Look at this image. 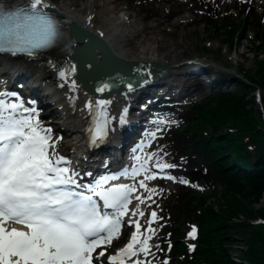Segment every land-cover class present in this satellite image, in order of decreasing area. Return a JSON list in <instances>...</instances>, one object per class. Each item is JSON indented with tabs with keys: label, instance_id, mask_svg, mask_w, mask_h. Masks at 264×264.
I'll return each mask as SVG.
<instances>
[{
	"label": "snow or ice",
	"instance_id": "6c2138e0",
	"mask_svg": "<svg viewBox=\"0 0 264 264\" xmlns=\"http://www.w3.org/2000/svg\"><path fill=\"white\" fill-rule=\"evenodd\" d=\"M51 7L45 0H34L29 7L16 10L13 5L0 4V53L35 59L57 47L62 32L58 20L48 11ZM62 75L69 79L67 69ZM72 88L77 90V85L72 84ZM102 91H111V87ZM9 95L17 94L0 93V97ZM106 105L110 106V102H100L98 139H107V126L112 123L105 119L109 115L104 111ZM92 107L89 103L88 108ZM127 115L125 112L124 123ZM49 132L41 127L35 108L25 107L22 100L8 102L0 98V264H94L93 253L112 241L121 229L120 217L128 215L134 188L127 184L107 186L110 179H119L118 176L105 177L95 185L80 184L68 167L59 166L63 158H54L50 152L53 145ZM141 170L147 171L141 165L132 175ZM140 185L147 190L143 180ZM82 187L91 194L73 190ZM102 207L114 211L109 214ZM152 217L156 218L155 212ZM9 222L26 225L27 230L9 228ZM136 228L139 231V223ZM195 235L193 231L192 236ZM136 243L137 237H133L120 256L135 255ZM143 251L150 249L145 245ZM98 255L104 257L106 253L101 251ZM111 260L118 264L117 256Z\"/></svg>",
	"mask_w": 264,
	"mask_h": 264
},
{
	"label": "bare ground",
	"instance_id": "6f19581e",
	"mask_svg": "<svg viewBox=\"0 0 264 264\" xmlns=\"http://www.w3.org/2000/svg\"><path fill=\"white\" fill-rule=\"evenodd\" d=\"M52 2L62 8V12L66 15L64 19L66 22H79L83 28L103 38L118 57L126 60L140 61L147 59L151 61H164L169 64H173L178 61L177 48L180 45L186 44L184 41L177 43L172 39H170V41L165 40L163 42H150L145 39L139 38L140 42H138V45L134 44L132 40H129L128 42H125L124 39L121 40L120 36L125 33L122 30V27H126L129 33L133 34L134 36H139L143 26L140 25L141 20H139V18L135 19L134 14L131 13L128 15L125 14V16L122 18L115 19V11L116 14L123 12V8L112 7L113 4H115L114 0H52ZM97 6H102L99 13ZM81 13L85 18L78 17V15H80ZM190 39L191 38L187 37L186 41L191 42ZM165 42H168L169 45L165 46ZM149 43H158V47L152 50L149 55H146L147 50L151 51V48L148 45ZM171 47L175 48L172 49ZM159 52L160 55H156ZM52 63L54 64V66H62L61 62H59L54 58L53 55H51L49 58H43L38 62L39 65L37 68V74L40 76H51L49 67L52 65ZM181 80L182 78L178 77L176 79V82L180 83ZM60 82H62V85H64L65 87H61ZM54 87L56 90H58L59 94L64 99V112L70 114V116L65 120H72L71 127L74 128L73 132L79 133V131H82V127L86 120L85 116L86 114L88 115V112L90 111L88 105L89 103L93 105L92 101H89L90 98L84 91H74L71 85L66 81H59L57 82V85H54ZM194 91L195 90L189 92ZM40 92L43 93V89H40ZM73 96L75 97V100L76 98H78V105L76 106H71L69 104L71 102V97ZM112 103L113 107L116 105V108L118 109V105L128 104V100L126 96L117 95L112 99ZM54 115L57 118L64 117V113L58 110L54 111ZM67 140L70 141L69 138H67ZM58 145L62 147V151L68 149L60 142H58Z\"/></svg>",
	"mask_w": 264,
	"mask_h": 264
},
{
	"label": "trees",
	"instance_id": "16d2710c",
	"mask_svg": "<svg viewBox=\"0 0 264 264\" xmlns=\"http://www.w3.org/2000/svg\"><path fill=\"white\" fill-rule=\"evenodd\" d=\"M245 97V95L238 94L228 95L222 100L223 102L220 106L215 107L214 105L206 109V118L212 121L214 126H217V129L228 125L232 116L238 120L246 121L248 125L257 127L260 122L259 113L253 106L251 108L248 107L249 105H254L255 101L253 99L248 100ZM227 142L226 139H222L224 146L228 145ZM250 177L247 178V182L241 187L240 192L232 193L226 199V206L222 208L223 217L219 222L220 226L225 228L226 240L234 241L235 236H238L248 246L249 249L243 255L244 259L250 261L251 264H264V248L260 247V244L264 246V242H261L260 238L255 235L256 232L253 231V227L248 225L246 221L232 222L234 218H239V216L254 217L255 212H257L253 211V208L262 199L264 182L263 180L255 179L254 175ZM258 214L264 217V207L258 211ZM251 229L252 231L249 233ZM217 230L220 237L221 231L218 228ZM214 264H231V262L217 261Z\"/></svg>",
	"mask_w": 264,
	"mask_h": 264
},
{
	"label": "rangeland",
	"instance_id": "374dc122",
	"mask_svg": "<svg viewBox=\"0 0 264 264\" xmlns=\"http://www.w3.org/2000/svg\"><path fill=\"white\" fill-rule=\"evenodd\" d=\"M117 2L120 3L122 7L128 9L130 13L138 14V17L141 19L142 24L148 23L150 26H153L154 24H156L157 21H162L163 24L160 27L162 26L166 27L167 30H171L173 28L172 23L175 21L169 17V14L173 12L172 10L183 9L182 6L184 5V4L180 5L178 2H171L170 5H165L163 4V2H161V0H145V1L144 0H117ZM216 5H218V3ZM235 12L233 13V16H239L241 14V12H239V9L236 10ZM237 13L239 14L237 15ZM149 14L153 17L150 18L148 21H144L143 17L144 16L149 17ZM194 17H195V20L201 19L200 13H195ZM152 29L154 30V33H156L154 36L159 37L158 35L159 27H157L156 29L155 28H152ZM176 29H177L176 39L180 41L183 38V40L186 43L185 44L186 47L181 49L182 52H184V50L187 49L190 51L189 53H186V54H191L192 56H201L204 58L212 59L211 54H208L209 52L202 54V49H205L203 46L206 45L205 43H206L207 35H209V33L203 31V28L201 25L185 26L182 24H178ZM191 30H196V33L190 32ZM149 33H150V29H146L145 33L143 34V37L149 36ZM184 33H187V34H184ZM222 34L223 32H221V30L215 31L214 33H212V36L210 35L211 37H209V41H211L212 44L214 45L220 44L222 39H224ZM244 34H245L244 30L241 33L238 32V35H239L238 40L241 39L240 43H244L247 46H251L250 43L246 42L243 39ZM186 36L191 38L190 39L191 42L186 41ZM196 45H197V48L195 49L194 46ZM186 54H184L183 59H185V57L187 56ZM232 55L233 53H230L229 56H232ZM247 55H253V53L250 51ZM252 64H253V59H247L246 61H244L245 67H250L252 66ZM248 89L252 90V93H255V90H256L255 88L249 87ZM261 92L264 97V87L261 88Z\"/></svg>",
	"mask_w": 264,
	"mask_h": 264
},
{
	"label": "water",
	"instance_id": "95a60500",
	"mask_svg": "<svg viewBox=\"0 0 264 264\" xmlns=\"http://www.w3.org/2000/svg\"><path fill=\"white\" fill-rule=\"evenodd\" d=\"M91 41H89V43H90Z\"/></svg>",
	"mask_w": 264,
	"mask_h": 264
}]
</instances>
